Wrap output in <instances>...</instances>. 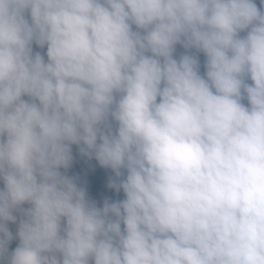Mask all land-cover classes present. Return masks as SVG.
Segmentation results:
<instances>
[{"label": "clouds", "instance_id": "clouds-1", "mask_svg": "<svg viewBox=\"0 0 264 264\" xmlns=\"http://www.w3.org/2000/svg\"><path fill=\"white\" fill-rule=\"evenodd\" d=\"M0 182V264H264V8L0 0Z\"/></svg>", "mask_w": 264, "mask_h": 264}, {"label": "rangeland", "instance_id": "rangeland-1", "mask_svg": "<svg viewBox=\"0 0 264 264\" xmlns=\"http://www.w3.org/2000/svg\"><path fill=\"white\" fill-rule=\"evenodd\" d=\"M194 52L195 50H191ZM185 50L180 46H176L175 58L179 59L180 55L184 54ZM200 60V72L204 74L205 56L202 53L198 54ZM247 106V100L242 101ZM73 160L67 169L61 168L60 171L63 175L71 178L78 187L83 188L86 193V198L96 204L97 207H103L105 200L109 202L122 199L121 191L117 192L115 189L110 188L108 185L111 180L115 179L114 172L100 171L99 168L89 170L90 158L87 155L81 154L80 146L72 145ZM0 188H3V183L0 182Z\"/></svg>", "mask_w": 264, "mask_h": 264}, {"label": "trees", "instance_id": "trees-1", "mask_svg": "<svg viewBox=\"0 0 264 264\" xmlns=\"http://www.w3.org/2000/svg\"><path fill=\"white\" fill-rule=\"evenodd\" d=\"M255 3L257 5L258 8H264V5H261L260 4V0H255ZM135 30V29H134ZM241 35H244V33H241ZM33 50L34 52H40L41 55H44V58L45 60H47V57H46V47L44 49H40L39 47H37L35 44L33 45ZM203 54V53H202ZM204 55V54H203ZM249 84H251V81L248 80L247 81ZM24 99H28V97H24ZM90 164L88 165V167L90 168L89 170H95L96 168H99L98 170L100 171H111L110 168H105V167H102L99 162L94 158V157H91L90 158ZM62 173V172H61ZM121 193L123 194V191H121ZM122 199H124V194L122 195ZM122 199H117V200H122ZM22 208L24 209H27L30 207V205L28 204H24L21 206ZM16 217H17V220L15 223L13 222H7V227L9 229V231H11L13 233V236L16 237L14 238L11 243L9 244L8 246V249H9V252L13 251L19 244V239L18 237L16 236V233L18 231V227H19V221L21 219V215L19 212H14L13 213Z\"/></svg>", "mask_w": 264, "mask_h": 264}]
</instances>
